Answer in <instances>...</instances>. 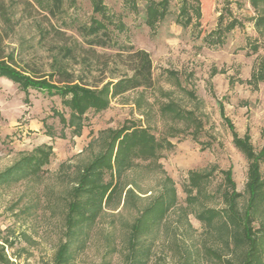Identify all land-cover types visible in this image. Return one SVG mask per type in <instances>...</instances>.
Masks as SVG:
<instances>
[{"label": "rangeland", "instance_id": "374dc122", "mask_svg": "<svg viewBox=\"0 0 264 264\" xmlns=\"http://www.w3.org/2000/svg\"><path fill=\"white\" fill-rule=\"evenodd\" d=\"M159 1L60 0L53 10L50 0L5 1L0 53L14 69L51 84L63 70L99 90L131 76L127 51L142 50L153 80L150 88L110 99L105 110H88L74 136L62 122L70 111L59 97L35 90L26 96L0 78V173L36 148L51 147L38 172L0 185V244L8 264H57L64 244L67 264H221L227 258L212 229L223 217L206 212L225 208L228 171L240 211L246 203L248 161L228 124L239 138L248 134L254 153L264 147V27L255 26L264 4L254 10L250 0H198L199 15L189 8L185 24L184 0H168L164 17L148 23L147 5ZM93 21L109 33V48L84 43L83 29ZM139 129L152 137L151 156L128 157L120 172L112 157L97 181L111 186L103 198L89 190L75 194L110 132ZM260 172L264 178V160ZM90 199L94 205L83 212L92 218L71 226L69 205ZM149 209L147 226L132 239Z\"/></svg>", "mask_w": 264, "mask_h": 264}, {"label": "trees", "instance_id": "16d2710c", "mask_svg": "<svg viewBox=\"0 0 264 264\" xmlns=\"http://www.w3.org/2000/svg\"><path fill=\"white\" fill-rule=\"evenodd\" d=\"M5 1L0 0V12L4 14L3 6ZM194 4L188 5L187 0L183 1L182 8L179 11L180 17L185 18V24L190 22L188 9L190 8L195 14L199 15V1L195 0ZM168 0H160L158 3L150 2L147 5V13L150 18L147 19L151 23L152 18L161 19L166 13ZM254 10L259 4H264V0H250ZM51 10L60 8V0H50ZM256 27H264V17L258 18L255 23ZM221 27L220 25L218 26ZM222 29L216 30V34ZM84 43L89 47L107 49L110 47L109 33L103 29L100 23L93 21L89 29H83ZM129 61L128 70L131 76L122 77L115 82L104 84L101 89H88L85 85L75 83L76 80L71 74H66L63 70H58L56 75L61 79L58 84H51V81L41 80V77H36L31 71H18L14 69L13 60L6 61L0 53V78H6L15 85L24 95H28L29 90H35L39 93H45L48 96H57L61 99V103L70 111L69 119L66 121L62 117V122L65 126L70 127L74 136H79L82 129L81 118L84 117L88 110L100 112L105 110L110 99L121 96L129 91L139 88H150L153 84L152 80V64L150 56L142 50L127 51ZM67 57H73L70 50L65 52ZM119 55V54H118ZM119 58H122L119 56ZM28 74V75H25ZM63 123V124H64ZM232 131L233 144L242 152L245 159L248 161L247 181L245 184L246 203L242 211L239 210L237 198L240 196L234 192L235 184L231 179L230 171L224 173L226 191L223 194L225 208L218 210H208L207 218H215L222 216L223 221L213 227L219 236L218 242L222 244L227 252L221 264H264V178L260 172L261 162L264 160V147L259 153H254L249 145V136L246 133L243 138H239L233 131L231 124H228ZM124 130L110 132V138L105 151L95 158L79 176L77 189L75 194L88 191L92 196H99L102 199L105 193L110 189V184H97L98 178L101 176V171L111 169L110 161L113 157V162L116 165L117 172H120L126 163L128 157H150L148 153H153L152 137L148 136L144 129L133 130L130 133H124ZM116 149V150H115ZM115 150V153H114ZM51 147L42 145L36 148L31 154L23 157L16 162L12 167L0 173V185H8L17 183L25 176L38 172L44 165H47ZM114 153V154H113ZM114 155V156H113ZM129 164V163H128ZM87 193V192H86ZM96 199L89 201L78 202L74 201L69 205L68 221L71 226L81 222V219L89 220L91 214H84V209L89 205L93 206ZM151 209L146 210L142 217L139 218L133 229L132 239L138 238V232L147 226L143 218L152 215ZM258 221L259 226L254 229L253 223ZM221 248V249H224ZM68 261V246L62 245L58 255L57 264H67ZM137 264L142 262L136 261ZM0 264H8V260L3 252V245L0 244ZM183 264H187L184 262Z\"/></svg>", "mask_w": 264, "mask_h": 264}, {"label": "crops", "instance_id": "0c3cea01", "mask_svg": "<svg viewBox=\"0 0 264 264\" xmlns=\"http://www.w3.org/2000/svg\"><path fill=\"white\" fill-rule=\"evenodd\" d=\"M2 79V78H1Z\"/></svg>", "mask_w": 264, "mask_h": 264}]
</instances>
